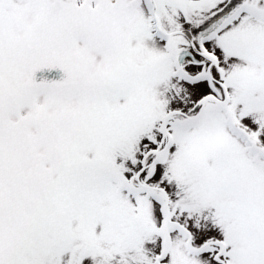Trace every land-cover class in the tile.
Segmentation results:
<instances>
[{"label":"snow or ice","instance_id":"snow-or-ice-1","mask_svg":"<svg viewBox=\"0 0 264 264\" xmlns=\"http://www.w3.org/2000/svg\"><path fill=\"white\" fill-rule=\"evenodd\" d=\"M0 264H264V0H0Z\"/></svg>","mask_w":264,"mask_h":264},{"label":"water","instance_id":"water-1","mask_svg":"<svg viewBox=\"0 0 264 264\" xmlns=\"http://www.w3.org/2000/svg\"><path fill=\"white\" fill-rule=\"evenodd\" d=\"M55 68H56V71L51 76H53L55 79H59L60 78V74H61V69H60L59 66H55V67L45 66L44 68L37 69L36 78H39L40 76H43L44 70L47 71V74L46 75H49L48 73L49 72H53L55 70ZM50 69H51V71H49ZM48 77H50V76H48Z\"/></svg>","mask_w":264,"mask_h":264},{"label":"flooded vegetation","instance_id":"flooded-vegetation-1","mask_svg":"<svg viewBox=\"0 0 264 264\" xmlns=\"http://www.w3.org/2000/svg\"><path fill=\"white\" fill-rule=\"evenodd\" d=\"M61 69V74H60V78L64 75V72H62L63 71V69L62 68H60ZM49 71H51V69L49 70ZM56 71V68H55V70L53 71V72H49L48 74L49 75H46L47 74V71L46 70H44V73H43V76H40L39 78H37V79H44V78H47V79H55L53 76H51V75H53V73ZM48 76H50V77H48Z\"/></svg>","mask_w":264,"mask_h":264}]
</instances>
